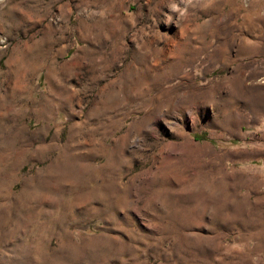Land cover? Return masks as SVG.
I'll return each instance as SVG.
<instances>
[{"label": "rangeland", "instance_id": "rangeland-1", "mask_svg": "<svg viewBox=\"0 0 264 264\" xmlns=\"http://www.w3.org/2000/svg\"><path fill=\"white\" fill-rule=\"evenodd\" d=\"M0 0V264H264V0Z\"/></svg>", "mask_w": 264, "mask_h": 264}, {"label": "clouds", "instance_id": "clouds-1", "mask_svg": "<svg viewBox=\"0 0 264 264\" xmlns=\"http://www.w3.org/2000/svg\"><path fill=\"white\" fill-rule=\"evenodd\" d=\"M182 2L185 4V8L184 9H181L180 7H179V5H177V4H173V5H171V10L172 11H177V12H179L181 15H184L185 13H186V10H187V6L188 5H192L193 4V0H182ZM209 2H210V0H209Z\"/></svg>", "mask_w": 264, "mask_h": 264}]
</instances>
